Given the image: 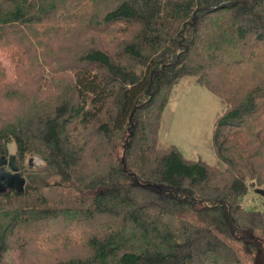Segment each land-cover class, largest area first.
Instances as JSON below:
<instances>
[{"label": "trees", "instance_id": "1", "mask_svg": "<svg viewBox=\"0 0 264 264\" xmlns=\"http://www.w3.org/2000/svg\"><path fill=\"white\" fill-rule=\"evenodd\" d=\"M1 54L0 157L15 143L26 183L0 188V264H264L242 205L264 189V0H0ZM187 76L226 103L223 168L159 146Z\"/></svg>", "mask_w": 264, "mask_h": 264}, {"label": "rangeland", "instance_id": "2", "mask_svg": "<svg viewBox=\"0 0 264 264\" xmlns=\"http://www.w3.org/2000/svg\"><path fill=\"white\" fill-rule=\"evenodd\" d=\"M72 25L74 27L77 24ZM80 32L84 31L80 30ZM68 36L72 42V38L77 39L74 30ZM74 42L78 43V40ZM0 61L8 68L9 79H14L11 60L1 54ZM225 110V101L200 85L195 77L183 78L174 87L169 104L162 115L159 146L167 147L175 144L187 158L201 157L208 163L223 168L224 164L213 148L212 133L216 119ZM8 149L10 155L14 154L15 143H10ZM25 165L28 168H37L44 165V161L39 156L30 154L26 157ZM242 205L245 209L264 208L263 199L256 193L255 188L250 189ZM20 253L19 250L5 253L2 264H20Z\"/></svg>", "mask_w": 264, "mask_h": 264}, {"label": "water", "instance_id": "3", "mask_svg": "<svg viewBox=\"0 0 264 264\" xmlns=\"http://www.w3.org/2000/svg\"><path fill=\"white\" fill-rule=\"evenodd\" d=\"M25 183L26 178L22 175L20 168L17 165L16 156L14 154L9 155L8 157L2 155L0 157V188L24 190ZM255 191L264 197L263 188H256Z\"/></svg>", "mask_w": 264, "mask_h": 264}]
</instances>
